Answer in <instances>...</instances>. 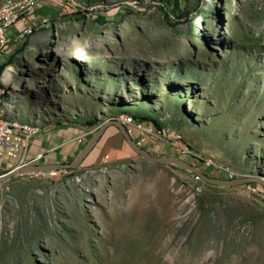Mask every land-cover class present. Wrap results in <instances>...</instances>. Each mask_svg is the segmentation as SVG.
<instances>
[{"label":"rangeland","instance_id":"374dc122","mask_svg":"<svg viewBox=\"0 0 264 264\" xmlns=\"http://www.w3.org/2000/svg\"><path fill=\"white\" fill-rule=\"evenodd\" d=\"M57 1L9 32L3 119L74 126L87 142L131 117L152 129L130 134L146 154L182 160L187 146L211 180L207 160L264 184V0ZM109 130L124 139L109 125L98 144ZM127 148L1 181L0 264H264L262 184H196Z\"/></svg>","mask_w":264,"mask_h":264},{"label":"crops","instance_id":"0c3cea01","mask_svg":"<svg viewBox=\"0 0 264 264\" xmlns=\"http://www.w3.org/2000/svg\"><path fill=\"white\" fill-rule=\"evenodd\" d=\"M39 0H36L38 2ZM46 2L57 4V0H45ZM33 9V8H32ZM45 9L46 8H41ZM31 13V14H30ZM51 13V12H49ZM37 14V13H36ZM29 17L33 19L34 12H29ZM27 15V16H28ZM36 16V15H35ZM29 19V18H27ZM24 20H20L11 28V33H16L19 28L23 27ZM8 30V29H7ZM80 129L74 126L56 124L53 126H48L37 131L30 140L28 147L25 150V159L28 161H34L32 164H60V163H72L77 160L80 153L86 144V137L82 140L81 144L76 142V139L83 136ZM115 136L114 139L110 137ZM96 144L92 151L83 159L85 165L96 164L103 156L110 157L112 159H121L127 157L129 148H127V143L124 139L117 138L114 131L109 130L106 134V140L103 144ZM16 163L0 157V174L7 172L14 168Z\"/></svg>","mask_w":264,"mask_h":264},{"label":"built area","instance_id":"2783aa9c","mask_svg":"<svg viewBox=\"0 0 264 264\" xmlns=\"http://www.w3.org/2000/svg\"><path fill=\"white\" fill-rule=\"evenodd\" d=\"M33 3V9H35L40 2H29ZM155 5H158L159 3H154ZM29 13H26L25 16H27ZM9 18V13H6V20ZM11 29H8L5 32H0V55L2 50L5 48L8 42V35ZM1 93V92H0ZM117 121L122 125L126 133L131 136L132 132H138V134L141 137H147L149 135H152V129L147 128L145 125H138L136 123L129 122V117H119ZM34 133L31 131H25L24 129H14V130H4L0 127V157L9 159L17 164V167L28 165L34 163V161H28L26 160H19V153H25L23 151V144L24 142H30L32 139ZM155 135V134H154ZM83 138L76 139V142L78 144L82 143ZM177 152L184 157L182 161L191 164V162H195L198 160L199 156L197 157L196 154H194L190 148L187 146H177ZM204 163V161H203ZM192 163L191 165H193ZM195 166V165H193ZM206 166L208 168H212L215 173L217 174L218 181L221 182H227L230 180L238 179L235 174H231L230 170H227L223 168L222 166H215L212 162H209V160L206 161ZM196 167V166H195ZM197 168V167H196ZM191 174V173H190ZM204 175L206 173H203ZM192 179L194 180V183H201L203 180L194 174H191ZM264 200V197L262 198Z\"/></svg>","mask_w":264,"mask_h":264},{"label":"water","instance_id":"95a60500","mask_svg":"<svg viewBox=\"0 0 264 264\" xmlns=\"http://www.w3.org/2000/svg\"><path fill=\"white\" fill-rule=\"evenodd\" d=\"M114 125L122 134L127 144L133 149L135 153H137L140 157H142L145 161L152 163V164H171V165H177L186 171H188L191 174L199 176L203 181L209 183V184H216V185H223L228 187H234V186H240V185H246L251 183H260L259 180L254 178H238L235 180H230L227 182H221V181H215L211 180L207 176H205L203 173H201L195 166L188 164L181 159L170 156V157H156L152 155L146 154L142 149H140L136 143L130 138V136L126 133L125 128L120 125V123L117 120H109L108 122L102 124L100 127H98L91 135V137L87 140L86 144L84 145L81 154L77 160H75L72 163H60V164H33V165H23L20 167H17L10 172L0 176V182L7 180L17 174L20 173H26L30 171H60V170H66V169H74L77 168L83 159L90 153V151L94 148L95 143L100 138L104 130L109 126ZM264 186V184H262Z\"/></svg>","mask_w":264,"mask_h":264},{"label":"bare ground","instance_id":"6f19581e","mask_svg":"<svg viewBox=\"0 0 264 264\" xmlns=\"http://www.w3.org/2000/svg\"><path fill=\"white\" fill-rule=\"evenodd\" d=\"M29 2H36V0H26V2L19 7V9H15L13 7H9V8H4V9L1 10V12H0V32L7 31V28L11 27V25L16 24L19 21L20 15L26 14L30 9L33 8V3H29ZM6 13H9V18L7 20H6ZM4 79L6 81H8L9 75L5 74L4 75ZM0 92L3 93V89L1 87H0ZM1 93H0V96H1ZM3 118H4V116H3L2 105H1V101H0V127L1 128H3L4 130H14V129L19 128V129H24L25 131H31L34 134H36L37 131H38V128H36V127H31V126H29L27 124H22V123L8 122L7 120H5ZM129 122L136 123L135 120L133 118H131V117H129ZM28 144H29V142H24L23 151L26 150V148L28 147ZM24 155H25V153H19V160H26ZM15 168H17V166ZM121 226H123V225L121 224ZM115 231H116V229H115ZM118 234H119V232H118ZM122 234H124V233H122Z\"/></svg>","mask_w":264,"mask_h":264},{"label":"trees","instance_id":"16d2710c","mask_svg":"<svg viewBox=\"0 0 264 264\" xmlns=\"http://www.w3.org/2000/svg\"><path fill=\"white\" fill-rule=\"evenodd\" d=\"M5 66H6L5 64L0 66V74H1V72L3 71V69H4ZM1 87H2V86H1ZM201 173H203V172H201ZM204 173H205V172H204Z\"/></svg>","mask_w":264,"mask_h":264}]
</instances>
